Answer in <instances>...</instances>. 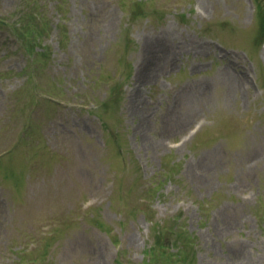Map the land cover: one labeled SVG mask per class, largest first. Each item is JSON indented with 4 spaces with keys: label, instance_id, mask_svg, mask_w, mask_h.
<instances>
[{
    "label": "rangeland",
    "instance_id": "obj_1",
    "mask_svg": "<svg viewBox=\"0 0 264 264\" xmlns=\"http://www.w3.org/2000/svg\"><path fill=\"white\" fill-rule=\"evenodd\" d=\"M136 1L0 0V264H264V11Z\"/></svg>",
    "mask_w": 264,
    "mask_h": 264
},
{
    "label": "trees",
    "instance_id": "obj_2",
    "mask_svg": "<svg viewBox=\"0 0 264 264\" xmlns=\"http://www.w3.org/2000/svg\"><path fill=\"white\" fill-rule=\"evenodd\" d=\"M34 12H35V11H33V9H32V10H31V17H32V19H33L34 21H36V18H35L34 15H33ZM19 21L24 22L25 20H24L23 18H20ZM27 21L30 22V20H27ZM43 24H44V21L41 23L42 28H43ZM29 27H30V29L32 30V32L34 33V35H35V36H32V38H31V40H33V42H34L35 38H37V36H38L37 33H40V32H41V29H37V28H35V25L32 24V22H31V24L29 25ZM43 32H44V30H42V33H43ZM30 44H31V43H30ZM29 47H31V46H29ZM184 238L187 239V241H183V243H187V244H189V245H191L192 243H194V242H192V237H191L189 234H187ZM173 257L176 258V256H173ZM185 260H186V256L183 257V262H184ZM181 264H182V263H181Z\"/></svg>",
    "mask_w": 264,
    "mask_h": 264
},
{
    "label": "bare ground",
    "instance_id": "obj_3",
    "mask_svg": "<svg viewBox=\"0 0 264 264\" xmlns=\"http://www.w3.org/2000/svg\"><path fill=\"white\" fill-rule=\"evenodd\" d=\"M165 46H166V45L164 44V45L161 47V49L163 50V48H164ZM167 52H168V50H167ZM233 77H235V76L230 75V76H229V79L232 80Z\"/></svg>",
    "mask_w": 264,
    "mask_h": 264
}]
</instances>
